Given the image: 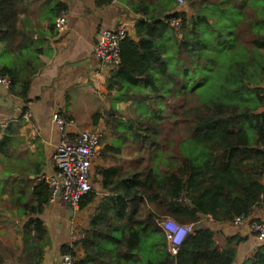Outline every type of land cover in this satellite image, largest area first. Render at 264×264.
Masks as SVG:
<instances>
[{
    "label": "trees",
    "instance_id": "1",
    "mask_svg": "<svg viewBox=\"0 0 264 264\" xmlns=\"http://www.w3.org/2000/svg\"><path fill=\"white\" fill-rule=\"evenodd\" d=\"M20 3L0 0V59L11 55L14 61L0 64V75L9 77L8 91L26 104L37 72L30 56L38 48L33 35L17 25ZM199 3L202 8L192 5V16L177 10L176 0H147L134 6L140 15L134 36L120 42V64L106 84L111 102L106 127L113 135L127 129L134 144L154 150L160 144L159 124L165 113L162 99L171 93L185 99L175 114L186 127V136L179 143L181 157L172 164L174 171L160 173L151 167L142 176L138 171L119 175L112 165L96 169L101 187L110 194L98 204L82 238L84 257L75 264H234L237 246L247 238L234 234L219 245L200 217L210 215L221 223L264 208V151L260 149L264 145V88L260 86L264 0ZM177 51L184 52L190 63L175 58ZM127 101L138 112L128 125L118 117L117 107ZM99 117L93 116L94 123ZM15 128L19 126L9 124L0 138L1 154L9 151ZM109 150L115 155L121 151L119 146ZM27 170L8 180L9 200L21 221L15 229L21 241L0 239V264H40L49 242L40 218L49 204L48 178L38 162ZM94 198L95 193L88 192L79 208ZM147 203L165 208L168 217L179 223L194 224V232L184 237L174 255L167 252L155 211H141ZM61 252L75 256L66 244ZM254 259L264 264V244L256 249Z\"/></svg>",
    "mask_w": 264,
    "mask_h": 264
},
{
    "label": "crops",
    "instance_id": "2",
    "mask_svg": "<svg viewBox=\"0 0 264 264\" xmlns=\"http://www.w3.org/2000/svg\"><path fill=\"white\" fill-rule=\"evenodd\" d=\"M142 1L147 0H120L118 5H111L107 0H57L52 17H42L38 22L39 28H35L32 33L38 49L30 56L31 63L37 67L30 86V101L25 104L21 98L0 85V123L10 122L14 127L19 126L18 135L22 141L29 144L34 155H37L35 157L41 164L43 175H48L54 169L53 153L60 140L59 131L52 122L55 112L66 119L67 130L70 132L88 129L91 126L88 124L89 118L94 125L106 118L105 113L111 108L109 91L106 90L111 72L100 66L93 55V46L101 31L114 29L120 21L128 24L129 35L133 37L134 24L140 18L139 13L134 11V6ZM21 2L22 9L17 25L21 30L29 32L27 22L37 23L39 15L34 11L38 6L34 0ZM60 5V9L66 12L67 22L64 31L58 33L53 22ZM260 86L264 88V81ZM121 104L122 102L117 103L119 109ZM24 107L29 113L27 119L22 117ZM95 114H100L96 123L93 118ZM76 119L81 124L77 125ZM5 133L6 131L1 133L0 137ZM0 156L3 154L0 153ZM110 165L118 168L119 175H127L121 173L116 164L103 166ZM1 169L4 167L0 165V171ZM33 177L31 174L30 178ZM91 177L92 181L96 179L99 182V186L97 191L93 190L95 198L87 206L73 212L59 203H49L40 215L49 237L40 264H57L64 244L69 245L76 260L84 257L82 238L89 229L98 204L110 194L101 187L99 175L91 172ZM146 209L154 210L159 220L168 217L165 208H157L156 204H142L141 211ZM7 215L10 216V211L5 213V216ZM254 220L264 222V208H254L240 227H234L229 221L218 223L213 221L210 215H202L199 222L215 233L219 245L225 243L226 236L239 234L246 237L247 240L237 246V259L234 264H241L243 257L252 256L261 246L255 234L250 232V224ZM16 222L19 223V220ZM18 226L19 224L15 229ZM72 232L76 240L72 238ZM14 233L17 234L14 241L20 242V234L15 231Z\"/></svg>",
    "mask_w": 264,
    "mask_h": 264
},
{
    "label": "rangeland",
    "instance_id": "3",
    "mask_svg": "<svg viewBox=\"0 0 264 264\" xmlns=\"http://www.w3.org/2000/svg\"><path fill=\"white\" fill-rule=\"evenodd\" d=\"M34 1L38 6V8H36L34 12H37L39 16L37 17V23L33 24V22L31 21L27 22V25L30 27L28 30V33L30 34L34 32L35 28H39L38 22L40 21V19H42V17H44V19H49V17H52V11L55 10L57 5V0ZM184 1L185 5H183L182 7L176 6V9L186 11L189 16H192L194 14L192 5H194V7L202 8L199 3L200 1H202V3L204 4L217 2V0ZM21 3L20 11L22 9ZM208 11L209 9L207 8L206 12ZM179 39L181 38L179 37ZM1 46L2 45H0V48ZM171 50L174 51L175 48L172 46ZM175 58L181 60L183 64L190 63L189 58L182 51H177ZM13 62V57L11 55H7L6 59H0V64L3 63L2 65H11L10 63ZM177 84L178 86L182 84L181 78L179 76L177 78ZM162 100V103L164 105L163 107L165 108V113L163 116L164 118L159 124L161 127V135L159 137L160 144H158L157 146L154 145L153 147L155 149L152 151H149V147H146L144 145L141 146L134 144L133 138L129 136L132 135L131 131L126 129L124 130L125 132L117 131V135H113L107 127H104L106 126V118H103V120L96 125L92 124L89 118L88 124L91 126L88 129L93 130L100 128L103 130L102 140L100 142L99 149L96 153L91 167L92 174L96 173V169L98 167L108 164H116L119 167L120 172L127 175L128 173L138 171L143 176L151 167L157 168L160 173H168L175 170V166H173L172 164L175 162V160L179 161L178 159L181 157L179 143L186 136V127L180 120V118L176 116L175 112L179 111V108L182 106V102L185 99L181 96L175 97L171 93H169L168 95H166V98H163ZM75 108L78 109L77 106ZM137 114L138 112L135 108V105L127 101L122 102L118 117L128 125L132 119L136 118ZM67 115L68 114H66V116ZM83 117L85 118L84 115ZM84 118H82V120H84L85 122ZM67 120L69 121V118H67ZM79 124H81V122L78 120L77 125ZM13 133L14 141L12 142L9 151L3 154V156H0V165L1 167H4V169H1L0 171V239L3 243L16 242L14 241L17 237V234L14 233L15 227L18 224L20 225L21 223V221H19V223L16 222L17 217L15 216V208L12 207L9 200V191L11 185L8 183V180H10V178L13 176L27 173V169L32 167L35 162H37V159L35 157L37 155H34V152H32V150H30L29 148V144H26L24 141H22L21 137L18 135V128L13 129ZM1 137H3V135ZM114 146L120 147L121 151L117 155L109 150V148ZM156 148H158L161 152V156H157ZM104 158L108 160H105ZM98 186L99 182L95 179L93 181V190L97 191ZM8 211H10V216H5V213H7ZM2 212L4 216L2 215ZM252 256H249L248 258L243 257L242 261L245 262L246 260H252ZM251 264H256V260H252Z\"/></svg>",
    "mask_w": 264,
    "mask_h": 264
},
{
    "label": "built area",
    "instance_id": "4",
    "mask_svg": "<svg viewBox=\"0 0 264 264\" xmlns=\"http://www.w3.org/2000/svg\"><path fill=\"white\" fill-rule=\"evenodd\" d=\"M111 5H118L120 0H107ZM177 7L185 5L184 0H176ZM66 12L61 10L54 20V28L58 33L66 27ZM170 24L179 30V25L174 19ZM129 35L128 24L124 21L118 22L112 30L100 32L93 46V55L100 66L109 72L114 71L120 64V42ZM10 79L0 75V85L8 89ZM22 117L27 119L29 113L23 110ZM52 122L57 127L60 140L55 146L53 153L54 169L47 176L50 194L49 203H59L73 212L79 209V203L84 195L93 191L91 167L96 153L99 149L103 130L82 129L70 132L67 130L68 122L58 112L52 115ZM10 123V122H9ZM8 122L0 123V135L3 133ZM264 151V145L260 146ZM179 200L181 197L178 198ZM245 215L235 216L229 221L234 227L242 226L246 221ZM167 241V252L174 255L182 240L187 234L194 232L193 223H179L170 217L159 220ZM250 232L255 234L258 244H264V222L253 221L250 224ZM72 238L76 240L72 232ZM75 258L70 252H60L57 264H75Z\"/></svg>",
    "mask_w": 264,
    "mask_h": 264
}]
</instances>
